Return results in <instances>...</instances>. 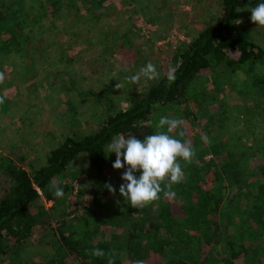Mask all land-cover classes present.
<instances>
[{
    "label": "rangeland",
    "instance_id": "rangeland-1",
    "mask_svg": "<svg viewBox=\"0 0 264 264\" xmlns=\"http://www.w3.org/2000/svg\"><path fill=\"white\" fill-rule=\"evenodd\" d=\"M103 1L92 12L85 0H0V73L5 77L0 83V96L5 98L0 104V199L8 195L4 163L9 160L33 170L64 138H81L97 131L110 114L126 108L130 99L152 82L142 77L132 85L125 81L126 76L136 74L149 61L160 77L165 75L169 66H177V55L185 45L220 12V0ZM258 2L247 0L238 9L243 11H237L231 29L246 34L264 49V27L252 23L247 11ZM117 83L122 85L120 89ZM251 95L249 78L234 82L216 68L190 84L186 105L158 107L147 122L155 134L161 117L183 120L170 135L190 142L200 161L214 156L223 168L221 160H231L229 172L248 168V164L257 167L254 179L233 184L219 207L218 245L232 239L235 249H247L235 259L237 264H264V208L259 206L264 204V191L257 188L260 182L264 185L260 176L264 177V105ZM204 135L210 143L204 142ZM181 167L186 170L185 164ZM124 171L126 168L111 167L105 177L104 186L113 184L115 195L79 194L97 184L86 156L79 154L66 166L64 176L51 181V185H67L62 198L47 199L38 190L48 215L45 222L52 230L44 225V232L15 243L17 248L2 256L0 264L59 262L57 231L78 235L85 221L94 223L87 216L90 209L105 243L114 248L109 222L113 212L125 207L122 196L117 200V189L125 183L121 179ZM228 182L223 178L222 184ZM157 204L160 206L159 200ZM149 205V214H156V201ZM134 213L146 217L141 208ZM189 233L184 243L201 259L223 264L220 255L224 246L204 245L203 252H198L201 239L190 238Z\"/></svg>",
    "mask_w": 264,
    "mask_h": 264
},
{
    "label": "trees",
    "instance_id": "trees-1",
    "mask_svg": "<svg viewBox=\"0 0 264 264\" xmlns=\"http://www.w3.org/2000/svg\"><path fill=\"white\" fill-rule=\"evenodd\" d=\"M85 1L92 12L104 2ZM246 1L220 0L218 16L177 55L179 62L175 67L176 80L171 85L168 84L166 74L152 81L145 91L130 99L126 108L110 114L97 131L81 138H64L59 146L49 152L44 163L33 170L28 171L19 163L9 160L3 164L2 171L9 179L5 189L8 195L0 199V260L17 248L15 243L22 244L44 232V225L49 227V232L52 230L49 223L45 222L48 215L41 205L38 190L45 198L56 201L58 198L49 187L52 179L64 176L66 166L75 161L79 154H83L87 158L91 177L97 184H92L79 194L88 193L93 197L107 195L109 191L103 183L116 155L107 154L106 145L118 135H135L140 140L153 135L154 128L147 124L150 116L158 107L172 109L177 105H186L187 90L200 75L221 68L234 82L247 77L250 79L252 98H258L264 105V49L246 34L235 33L231 29L237 10ZM217 161L214 156L200 161L196 155L191 163L179 160L181 165H186V179L174 185V197L159 194L160 206L156 201L154 215L148 212L151 208L149 204L141 208L146 217L134 213L135 209L130 203H125L124 209L122 207L118 213L113 212L109 222V236L114 240V248L105 243L102 237L104 233L96 223L98 219L94 211L88 210L87 216L94 219V223L88 224L84 220L78 235L74 236L73 231L66 234L57 231L56 243L61 261L55 264H107L108 254L114 257L115 264H133L138 260H143L145 264H210L205 261V257L201 259L199 253L184 243L188 232H192L188 234L190 238L201 239L198 252H203L204 245L224 246L220 255L221 263L237 264L235 259H240L247 249L245 246L241 250L235 249L232 239L225 245H218L219 207L233 184L241 185L242 179H254L258 169L248 164V168L241 166L229 172L227 165L232 163L231 160H221L223 168L217 165ZM223 178L229 182L222 184ZM60 187L64 193L67 192V185ZM257 188L264 191L263 183L260 182ZM120 199L122 197L118 194L117 200ZM74 204H77L76 199ZM259 206L264 208V204ZM231 224H234L233 220ZM95 248L102 249L106 256L90 255Z\"/></svg>",
    "mask_w": 264,
    "mask_h": 264
},
{
    "label": "clouds",
    "instance_id": "clouds-1",
    "mask_svg": "<svg viewBox=\"0 0 264 264\" xmlns=\"http://www.w3.org/2000/svg\"><path fill=\"white\" fill-rule=\"evenodd\" d=\"M247 11L251 12L252 23L264 27V0H260L255 7H248ZM237 21L240 23L239 20ZM176 71L175 67L169 66L166 73L169 85L176 80ZM160 75L156 66L149 61L136 74L126 76L124 79L129 84L135 85L142 77L149 81H156L160 79ZM4 80V74L0 73V83ZM121 87L120 83L116 84L117 89ZM4 99L0 96V104L4 103ZM182 125L183 120L181 119L161 117L155 126V134L147 135L143 140L137 139L135 135H118L106 145L107 154L115 153L116 155L112 167L117 170L126 168L121 177L125 183L119 187L124 203H130L132 208L139 209L161 199L160 193H163L164 197L175 196L173 187L183 182L185 175L179 160L191 163L196 155L190 142H182L170 135ZM179 135L183 136V132ZM202 139L205 143H210L207 135H204ZM136 172L140 173L138 177L135 175ZM49 187L56 198L64 196L63 188L58 185ZM105 187L115 195L116 190L112 185L108 184ZM89 254L95 257L106 256V253L99 248L92 249ZM107 264H115L111 254H108ZM133 264H145V262L138 260Z\"/></svg>",
    "mask_w": 264,
    "mask_h": 264
}]
</instances>
